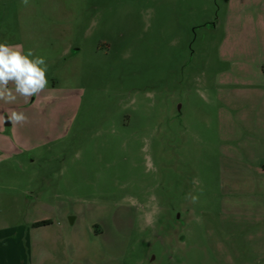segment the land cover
<instances>
[{
	"label": "rangeland",
	"instance_id": "rangeland-1",
	"mask_svg": "<svg viewBox=\"0 0 264 264\" xmlns=\"http://www.w3.org/2000/svg\"><path fill=\"white\" fill-rule=\"evenodd\" d=\"M0 43L48 66L0 100V264H264V0H0Z\"/></svg>",
	"mask_w": 264,
	"mask_h": 264
},
{
	"label": "clouds",
	"instance_id": "clouds-1",
	"mask_svg": "<svg viewBox=\"0 0 264 264\" xmlns=\"http://www.w3.org/2000/svg\"><path fill=\"white\" fill-rule=\"evenodd\" d=\"M28 3L29 0H22L23 5ZM47 67L45 59L35 56L31 49L25 53L22 45L0 43V100L11 104L18 97L27 100L43 92L48 84ZM7 119L17 125L28 121V117L18 111H12ZM195 200L193 197V202Z\"/></svg>",
	"mask_w": 264,
	"mask_h": 264
},
{
	"label": "trees",
	"instance_id": "trees-1",
	"mask_svg": "<svg viewBox=\"0 0 264 264\" xmlns=\"http://www.w3.org/2000/svg\"><path fill=\"white\" fill-rule=\"evenodd\" d=\"M45 224H48V222L47 221H41V222L35 223L34 225L39 226V225H45Z\"/></svg>",
	"mask_w": 264,
	"mask_h": 264
}]
</instances>
